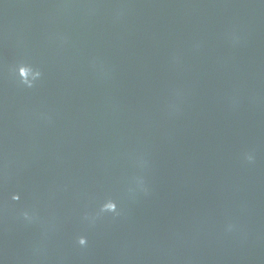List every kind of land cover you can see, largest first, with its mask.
<instances>
[{"label": "water", "instance_id": "95a60500", "mask_svg": "<svg viewBox=\"0 0 264 264\" xmlns=\"http://www.w3.org/2000/svg\"><path fill=\"white\" fill-rule=\"evenodd\" d=\"M0 264H264V0H0Z\"/></svg>", "mask_w": 264, "mask_h": 264}, {"label": "clouds", "instance_id": "9594fccd", "mask_svg": "<svg viewBox=\"0 0 264 264\" xmlns=\"http://www.w3.org/2000/svg\"><path fill=\"white\" fill-rule=\"evenodd\" d=\"M23 82L26 83V84H28L29 87L32 86L31 83L28 82V81H26V80L23 81ZM248 159L251 160L252 157L249 156ZM13 199H14V200H19L20 197H19L18 195H16V196H13ZM104 210H105L106 212H112V213H116V211H117V209H116V205H115L114 203H109L108 205H106L105 208H104ZM79 244H80L81 246H86V245H87V240H86L85 238L82 237V238L79 239Z\"/></svg>", "mask_w": 264, "mask_h": 264}]
</instances>
